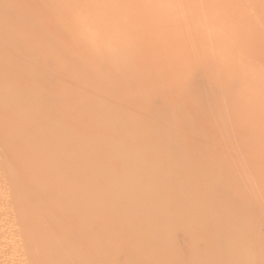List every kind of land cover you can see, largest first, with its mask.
Listing matches in <instances>:
<instances>
[{
    "label": "bare ground",
    "instance_id": "1",
    "mask_svg": "<svg viewBox=\"0 0 264 264\" xmlns=\"http://www.w3.org/2000/svg\"><path fill=\"white\" fill-rule=\"evenodd\" d=\"M19 3L0 15V264H264V2L41 21Z\"/></svg>",
    "mask_w": 264,
    "mask_h": 264
},
{
    "label": "rangeland",
    "instance_id": "2",
    "mask_svg": "<svg viewBox=\"0 0 264 264\" xmlns=\"http://www.w3.org/2000/svg\"><path fill=\"white\" fill-rule=\"evenodd\" d=\"M8 1V2H7ZM13 0H1L0 1V10H1V8L3 7V5L5 6V4L7 5V4H9L10 2H12ZM17 1H19L20 3L22 2V4H23V6H25V8L26 7H28V9L29 10H33V11H35V13H36V17H37V20H39V21H41L42 19H44V18H47V16L49 17L50 16V14H52V15H55L56 14V16H64V15H67V14H69V12H71L72 10H73V7L71 6V4L69 3V2H73V1H75V2H77V1H79V2H90L91 0H17ZM46 1V2H45ZM58 1H59V3H58ZM68 1V2H67ZM4 2H6L5 4H4ZM42 2V3H41ZM50 2V3H49ZM66 2V3H65ZM261 2H264V0H261ZM19 3V4H20ZM48 3H49V5H48ZM62 3V4H61ZM26 4V5H25ZM28 4V5H27ZM37 4V5H36ZM30 5V6H29ZM40 6H42V7H40ZM3 10V9H2ZM2 10H1V12H0V15H3L2 14ZM37 13H38V15H37ZM261 14L263 15L264 14V12H263V10L261 11ZM35 17V18H36ZM9 23V22H8ZM7 23V24H8ZM12 23H14L13 21H11L9 24H11L12 26H13V24ZM34 24V23H33ZM33 24H27V25H24V28H26V29H32V27L33 26H35V25H33ZM11 25H8V27L9 26H11ZM11 26V27H12ZM14 26H15V24H14ZM31 26V27H30ZM73 25L71 24V26L69 25L68 27L71 29H73V28H75V26H79V24H77V25H74L73 27H72ZM7 27V25H6V27H4V29H5V34L7 33V31L6 30H8V35L9 34H13V32L15 31L16 32V28H18L17 26H15L13 29L11 28L10 29V27L8 28ZM30 27V28H29ZM8 28V29H7ZM4 29L2 30V33H3V31H4ZM19 30V28L17 29V31ZM263 30H264V27H263ZM12 31V33H10ZM3 33V34H4ZM17 33V32H16ZM14 35H15V33H14ZM261 39V38H260ZM264 39V37H262V40ZM261 40V41H262ZM9 42H10V40H8ZM7 40H5L4 41V43H2L3 44V46L4 45H9V42H8ZM11 44H12V42H10ZM11 45H9V47H10ZM75 47V46H74ZM73 47V48H74ZM148 46H143L141 49H144L147 53V55L146 54H144L147 58L145 59V58H143L142 59V61L143 62H145V63H153L154 62V60H155V57L153 56V58L151 57L152 55H150L149 54V52L146 50V49H148L147 48ZM76 49H77V47H76ZM75 50V49H74ZM143 50V51H144ZM264 50V49H263ZM144 51V52H145ZM169 51H170V48H169ZM142 52V51H141ZM259 54V53H258ZM181 55V54H180ZM177 56V55H176ZM183 55H181L180 57L178 56L177 58H178V60L180 61V59L182 60V58L184 59V56L182 57ZM177 58L176 57H174V59H176L177 60ZM180 58V59H179ZM173 59V60H174ZM175 60V61H176ZM145 69V70H143V68ZM142 67H140L141 69H140V73H138L137 72V74H136V76L138 77V76H142V77H147V76H149L150 74V72L148 71V69H146L145 68V65L144 66H142ZM169 70L168 71H171V69L170 68H168ZM20 73V72H19ZM139 74V75H138ZM200 90V89H199ZM24 126L25 125H23V127L22 126H20V128H24ZM19 127H17V129H18ZM15 135V136H14ZM17 135H19L18 133H17ZM16 133H13V135L12 136H14L13 138H12V140H11V142L12 143H15V142H20L21 141V137H20V139H16ZM11 136V137H12ZM14 139V140H13ZM16 144V143H15ZM205 144V143H204ZM206 145V144H205ZM205 145H202V147H205ZM35 173H37V172H39V169H36L35 171H34ZM30 179H32V178H30ZM30 179H26V181H30ZM61 193V192H60ZM63 194V193H62ZM62 194H60L59 196V201L62 199L63 200V202H65V201H68V198H67V196H63ZM82 196H87L88 195V193H83V194H81ZM81 195H78V197H80ZM207 195V194H206ZM213 195V194H212ZM212 195H210V193H209V195L208 196H212ZM63 196V197H62ZM68 196H70L71 197V195H68ZM255 196V195H254ZM61 198V199H60ZM80 198H82V197H80ZM62 200L60 201L61 203H62ZM259 203H261L259 206H261V207H264V203H262V201H259ZM241 204V203H240ZM240 204H239V207H240ZM238 206V204L236 205V207ZM259 206H257L256 205V207L255 206H253V208L254 209H252V210H254V211H257V212H259L260 211V209L258 210V208H260ZM237 209H238V207H237ZM240 209V208H239ZM102 211H105L104 209H102L101 210V212ZM254 211H248L247 213L248 214H250L251 212L253 213ZM58 211H56L54 214H55V216L56 215H58V213H57ZM243 213V212H242ZM251 213V214H252ZM54 214H53V216H54ZM240 215H241V212L239 213ZM244 214V213H243ZM254 214V213H253ZM241 216H243V215H241ZM240 216V217H241ZM243 217H245V214H244V216ZM53 218V219H52ZM56 218H57V216L54 218V217H51L50 218V220H51V222H54V221H56ZM32 221H34L35 219H31ZM30 219H27L26 220V222H25V224H28V223H30V222H32ZM86 247V246H85ZM83 248V247H82ZM85 248H83V250H84ZM86 249L88 250V248L86 247Z\"/></svg>",
    "mask_w": 264,
    "mask_h": 264
}]
</instances>
